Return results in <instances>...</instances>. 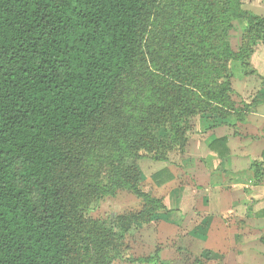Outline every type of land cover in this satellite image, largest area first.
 <instances>
[{"label": "trees", "instance_id": "16d2710c", "mask_svg": "<svg viewBox=\"0 0 264 264\" xmlns=\"http://www.w3.org/2000/svg\"><path fill=\"white\" fill-rule=\"evenodd\" d=\"M181 2L184 24L174 28L171 51L184 50L144 85L137 64L157 0H0V264H74L81 213L89 210L72 200L70 186L101 118L102 138L168 161L187 146L190 120L214 104L233 109L231 63L250 67L252 45L264 43V17L241 0ZM237 20L249 28L239 52L229 39ZM133 87L148 92L137 120L130 114L140 103ZM116 112L124 120L119 128L106 122ZM162 128L167 142L157 134ZM214 144L228 151L225 138L211 150ZM165 173L153 176L158 186L173 180L170 173L163 180ZM115 186L138 196L144 209L102 220L107 241L166 210L142 191L135 160L102 196L115 195ZM134 261L164 264L158 250Z\"/></svg>", "mask_w": 264, "mask_h": 264}, {"label": "rangeland", "instance_id": "374dc122", "mask_svg": "<svg viewBox=\"0 0 264 264\" xmlns=\"http://www.w3.org/2000/svg\"><path fill=\"white\" fill-rule=\"evenodd\" d=\"M245 10L264 17V0H241ZM183 4L181 0H157L152 12L151 21L143 37L141 55L138 59L137 76L140 84H146L153 73L164 68L167 58L181 53L183 46L171 51L173 33L176 26L184 24ZM229 31L231 49L239 52L245 37L249 34L248 25L241 20L234 22ZM252 45L250 67L241 63H231L230 98L233 109L226 111L217 105L209 112L190 120L191 130L188 143L184 149H175L168 155V161H156L144 151L127 147L126 143L112 142L102 138L101 122L88 133L77 165L75 180L70 186L72 200L83 206L88 212L81 213L83 221L77 237L74 264H139L134 260L154 254L157 250L164 264H264V253L259 252L257 239L250 241V248L255 255L245 254L242 241L228 239L226 230H220L218 216L211 218L210 204L214 202L211 186L216 179L211 165L206 159L210 146L208 138L213 128L227 125L221 119L228 116L241 121L262 101L264 89V43L257 40ZM254 72V73H252ZM132 94L138 95L140 103L131 107V120L140 115L141 103L148 97V92H139L134 87ZM234 113V114H233ZM226 114V115H225ZM108 125L119 128L124 120L114 116L107 118ZM123 133L130 135V128ZM255 125V126H254ZM248 127V132L256 134L261 130L258 123ZM157 134L167 142L169 137L164 128ZM136 161L141 175L142 191L154 199L162 200L166 210L156 212L147 223L137 222L122 238L107 241L108 236L102 232V220H115L120 216L142 212L144 204L138 196L128 190L115 186V195L102 196V187L112 186L114 178L124 166ZM161 171L173 175L172 181L158 186L153 176ZM223 204L227 201L223 199ZM215 212V211H213ZM205 218L206 223L201 220ZM222 219H226L224 216ZM231 220L232 217L226 219ZM211 220L213 221L211 223ZM235 229L236 225H229ZM221 234V235H220ZM255 237V236H254ZM258 238V237H257ZM108 242H114L119 250L115 251ZM260 253V254H259Z\"/></svg>", "mask_w": 264, "mask_h": 264}, {"label": "crops", "instance_id": "0c3cea01", "mask_svg": "<svg viewBox=\"0 0 264 264\" xmlns=\"http://www.w3.org/2000/svg\"><path fill=\"white\" fill-rule=\"evenodd\" d=\"M256 105L242 122L235 117L229 118L227 125L213 128L208 144L225 138L228 151L222 144H214L206 155L216 177L211 186L215 198L210 204V213H214L211 218L218 216L220 230H226L224 234H228V239L241 240L244 254L247 251L253 255L252 239H257L259 252L264 253V101H258ZM255 122L259 126L262 122L263 126L252 134L248 127ZM230 215L232 219L226 221ZM204 221L202 218L201 223H206ZM229 225H236V228L230 229Z\"/></svg>", "mask_w": 264, "mask_h": 264}]
</instances>
